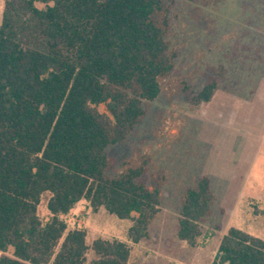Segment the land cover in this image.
<instances>
[{
    "label": "trees",
    "instance_id": "1",
    "mask_svg": "<svg viewBox=\"0 0 264 264\" xmlns=\"http://www.w3.org/2000/svg\"><path fill=\"white\" fill-rule=\"evenodd\" d=\"M194 1V0H184ZM163 0H4L0 19V264H127L130 244L86 242L64 216L84 201L147 237L161 183L145 159L113 176L107 148L141 121L176 56ZM215 80L194 95L208 102ZM47 193L48 217L37 213ZM206 176L183 192L176 236L193 247L211 213ZM210 264H264V241L228 227Z\"/></svg>",
    "mask_w": 264,
    "mask_h": 264
},
{
    "label": "rangeland",
    "instance_id": "2",
    "mask_svg": "<svg viewBox=\"0 0 264 264\" xmlns=\"http://www.w3.org/2000/svg\"><path fill=\"white\" fill-rule=\"evenodd\" d=\"M163 6L166 40L176 54L172 70L155 99L142 102L141 121L107 148L106 173L113 176L142 156L141 181L161 183L159 212L147 237L129 243L127 264H210L256 148L264 145V0H163ZM210 80L216 82L211 99L194 103ZM202 176L211 182L212 213L200 222L201 237L191 247L177 238V220L183 192ZM48 196L37 207L42 220ZM246 218L241 203L233 222ZM63 219L68 228H84L88 244L96 237L127 240L131 223L103 208L93 212L84 201Z\"/></svg>",
    "mask_w": 264,
    "mask_h": 264
},
{
    "label": "crops",
    "instance_id": "3",
    "mask_svg": "<svg viewBox=\"0 0 264 264\" xmlns=\"http://www.w3.org/2000/svg\"><path fill=\"white\" fill-rule=\"evenodd\" d=\"M3 3L4 0H0V19H1ZM208 181H209V189L211 190V182L209 178ZM215 185H221V182H217V184ZM251 202H253L254 205L257 206L255 209H252V206H250ZM241 203L244 205V211H245V217H247L246 218L247 223L243 222V220H238L233 222L235 209H238ZM235 209L229 215V219L227 220L226 226L222 231L220 238L225 233L228 227H234L264 241V145L263 144L259 145L256 148V151L250 162L249 168L243 177L239 196L236 198L235 201ZM210 210H211V205H210ZM219 211L221 212L222 209H220ZM124 242H127L129 244L127 240H124Z\"/></svg>",
    "mask_w": 264,
    "mask_h": 264
}]
</instances>
